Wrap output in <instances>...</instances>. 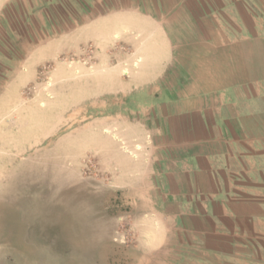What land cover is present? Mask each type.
<instances>
[{"label":"rangeland","instance_id":"rangeland-1","mask_svg":"<svg viewBox=\"0 0 264 264\" xmlns=\"http://www.w3.org/2000/svg\"><path fill=\"white\" fill-rule=\"evenodd\" d=\"M152 1L10 0L2 11L0 264L167 260L147 246L155 219L139 216L128 177L153 91L131 90L147 49L122 34V14Z\"/></svg>","mask_w":264,"mask_h":264},{"label":"crops","instance_id":"crops-1","mask_svg":"<svg viewBox=\"0 0 264 264\" xmlns=\"http://www.w3.org/2000/svg\"><path fill=\"white\" fill-rule=\"evenodd\" d=\"M137 10L121 29L134 48L146 44L131 90H152V110L126 175L147 206L139 216L155 219L147 246L163 250L158 264H264V0Z\"/></svg>","mask_w":264,"mask_h":264},{"label":"trees","instance_id":"trees-1","mask_svg":"<svg viewBox=\"0 0 264 264\" xmlns=\"http://www.w3.org/2000/svg\"><path fill=\"white\" fill-rule=\"evenodd\" d=\"M10 4L9 2L4 6L3 10L6 9V7H8Z\"/></svg>","mask_w":264,"mask_h":264}]
</instances>
